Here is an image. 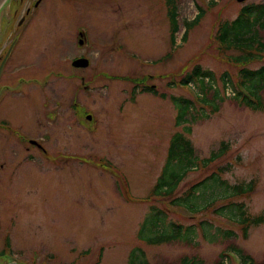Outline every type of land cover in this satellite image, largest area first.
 <instances>
[{
	"label": "rangeland",
	"instance_id": "1",
	"mask_svg": "<svg viewBox=\"0 0 264 264\" xmlns=\"http://www.w3.org/2000/svg\"><path fill=\"white\" fill-rule=\"evenodd\" d=\"M37 1L6 0L0 7L2 54L17 39L10 48V63L21 66L19 72L33 67L40 81L48 80L45 96L52 91V102L58 95L62 99L57 123L45 124L54 141L56 130L62 128L61 166L37 157L24 163L14 180L28 189L33 236L42 238L48 251L65 262L87 248L92 253L86 260H96L102 247L99 264H181L185 259L215 264L233 246L254 264H264V224L251 228L245 239L238 226L223 217L210 212L194 215L169 205L172 198L227 167L220 177L228 184L255 181L254 190L235 201L249 215L264 213V108L253 111L233 99L239 67L226 60L215 41L220 22L264 0H176L180 31L175 45L169 41L164 0H40L34 9ZM199 8L204 12L200 22L181 42L183 22L193 20ZM80 34L83 46L78 45ZM261 37L264 40V31ZM77 57L87 58L88 66L72 67ZM57 64L63 67L58 81ZM196 65L211 77L208 102L214 90L219 93V100L211 103L215 112L200 103L198 82L180 84ZM261 66L264 61L246 68ZM138 79L153 86L156 95L136 93L132 99ZM31 86L26 98H15L12 109L15 119L25 123L33 122L39 103L41 85ZM260 95L264 102V90ZM170 97L194 102L198 119L191 124V134H185L187 124L175 125L177 111ZM177 132L190 139L198 160L209 157L222 142L226 153L208 166L198 164L172 198L149 200ZM153 206L162 218L153 216ZM204 221L211 233L220 228L233 231L234 237L217 235L209 242L199 229ZM159 236L168 238L148 241ZM227 257V264H240L235 256Z\"/></svg>",
	"mask_w": 264,
	"mask_h": 264
},
{
	"label": "trees",
	"instance_id": "2",
	"mask_svg": "<svg viewBox=\"0 0 264 264\" xmlns=\"http://www.w3.org/2000/svg\"><path fill=\"white\" fill-rule=\"evenodd\" d=\"M167 6V18L169 21V41L170 45H175L176 35L180 31L178 22V12L176 0H164ZM203 9L199 8L197 15L191 21H184L181 42L186 41L189 31L196 26L203 16ZM264 31V4L244 6L235 19L228 21L223 20L217 26L215 41L219 52L226 55V60L239 67L238 85L233 90V99L240 105L253 111H261L264 108V102L260 93L264 90V66L258 69H247L251 63H261L264 61V40L261 33ZM232 52L233 55L228 53ZM169 57V56H167ZM210 75L205 72L199 65L194 66L186 75L180 84L184 86L198 82V88L201 91L200 103L209 104L211 111L217 110L216 105L211 104L219 100V93L214 90L211 94V103L206 99V91L213 89L210 83ZM205 80H207L205 82ZM212 81V80H211ZM132 89V99L136 93H150L156 95L153 86L144 85L143 79L134 80ZM161 98L164 95H159ZM171 102L176 107L175 125L187 124L185 134H191V124L195 123L198 116L193 112L195 104L193 101L185 98L170 97ZM183 133H175L170 139L165 165L157 178L156 183L151 189V193L147 199L167 200L172 198L177 187L184 177L201 164L203 167L208 166L221 159L227 150V145L221 143L217 151L211 152L209 157L198 160L195 156L194 147L190 139ZM227 167L220 168L206 176L203 180L191 186L182 196L172 198L170 206L184 207L190 213L197 215L201 212H210L217 217H223L230 223L238 226L243 238H247L248 232L253 227L264 224V213L259 215H249L245 212L244 205L237 203L241 197H247L255 188V181L248 183L228 184L221 179L220 175L227 171ZM200 192V194H198ZM198 200L203 205L199 206ZM217 203V204H216ZM154 211L153 216L162 218L161 212L151 207ZM156 222L154 224H159ZM202 234L209 242L215 240V236L219 235L224 239L234 237V232L218 228L216 233H211V225L209 222H201L199 224ZM191 236L195 233L192 228ZM168 238V237H167ZM167 238L162 236L149 238L148 241L153 243H161ZM178 240V239H177ZM193 241V238L191 239ZM226 252L236 254L242 264H254L250 256H242L237 247L229 246L219 257L215 264H227L225 261L228 257ZM181 264H203L201 260L185 259Z\"/></svg>",
	"mask_w": 264,
	"mask_h": 264
},
{
	"label": "flooded vegetation",
	"instance_id": "3",
	"mask_svg": "<svg viewBox=\"0 0 264 264\" xmlns=\"http://www.w3.org/2000/svg\"><path fill=\"white\" fill-rule=\"evenodd\" d=\"M22 22L23 18L18 26ZM16 44L17 39H14L4 54L0 51V264H99L102 247L98 249L96 260L90 261L92 252L87 248L65 262L57 253L49 252L42 238L33 236L31 231L32 204L28 189L14 180L22 165L27 161L34 162L37 157L56 168L61 166L62 128L58 129L57 124L54 126L58 129L54 141L53 131L46 130L45 124L52 127L57 123L62 99L58 95L52 102L49 97L52 91L45 96L43 89L48 80L40 81L33 67L19 72L22 67L10 63V48ZM62 77V64H57L55 78L58 81ZM38 83L41 85L38 87L39 103L34 109L33 122L16 120L12 113L15 98H26L31 85ZM73 249L71 253L75 251Z\"/></svg>",
	"mask_w": 264,
	"mask_h": 264
},
{
	"label": "water",
	"instance_id": "4",
	"mask_svg": "<svg viewBox=\"0 0 264 264\" xmlns=\"http://www.w3.org/2000/svg\"><path fill=\"white\" fill-rule=\"evenodd\" d=\"M6 0H0V7L2 6V4L5 2ZM39 1L40 0H38L37 2H36V4L35 5H37L38 3H39ZM244 0H237V2H243ZM79 44V46H83V44H84V39H83V35L82 34H80L79 35V42H78ZM88 64H89V62H88V60L87 59H85V58H78V59H75L72 63H71V65H72V67H74V68H86L87 66H88ZM87 120H90V116H87Z\"/></svg>",
	"mask_w": 264,
	"mask_h": 264
}]
</instances>
